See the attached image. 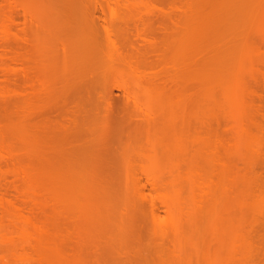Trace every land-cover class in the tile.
I'll return each instance as SVG.
<instances>
[{
  "label": "rangeland",
  "instance_id": "obj_1",
  "mask_svg": "<svg viewBox=\"0 0 264 264\" xmlns=\"http://www.w3.org/2000/svg\"><path fill=\"white\" fill-rule=\"evenodd\" d=\"M37 1L0 0V37H6L10 41L11 47L14 50L18 49L16 51L19 55L24 53L15 61L7 58L0 60V68L4 70L6 76L10 79L9 83L0 80V137L3 139V143L0 146V217L2 213H5L2 211H7L9 216H11V218L2 219L1 222L3 221V224L0 223L2 225V227L0 226V257H3V260L5 258L4 261L0 258L3 261L0 260V264H145L137 257L139 255H151V262L147 264H206L207 239L209 238L207 219H243L241 227L246 238L255 235L256 231V233L261 234L264 230V224L259 226L252 224L250 220L256 218L257 221L261 220L263 222L262 219H264V203L261 209L263 213H258L257 211L255 213L253 211L255 209H252L253 205H251L252 202L256 201L255 199L263 198L264 200V30L263 32L258 30L257 22L252 24L253 26L246 34L247 41L251 47L245 56L242 57L239 50L231 49L228 52H218L213 60L216 64L217 74L221 79L232 70V73L238 77L235 84L239 101L237 100L234 105V112L228 113L226 110L222 112L219 109H214V111L204 114L202 109L198 107H203L200 95L206 80L209 78L208 71H205L207 70L206 63H208V59L210 60L211 56L203 49V52L200 51L201 42H203L201 38L204 40L205 38H210L211 42V38L214 39L217 32H205L207 26L204 24V18L199 16H202L203 11L210 9L230 10L233 4L227 1L222 2L221 0H129L127 4L122 5L114 12L117 22L119 24L125 22L123 25L129 27L132 32L134 25L139 26L142 21L159 18L162 10L169 12L170 18L174 22L173 27L175 28H171L175 30V38L173 37L174 45L172 44L167 55L170 59V64L167 65V75L169 77L175 74L176 76L178 75V78L176 77L180 81H177V84L180 83L178 84V89H184L183 92H186L183 93L185 94L184 98L187 97L188 91L192 89L195 132H198L201 136L207 133L206 136L211 141L205 146V150L202 149L204 146L194 150L197 149V146H194L193 148L191 147L193 151H190L192 153L197 151L195 152L196 160L194 165L196 169H200L198 170L199 175L202 173L199 176V181L203 183H200V187L204 188L203 185L206 179L212 178L213 180L210 179L212 183L220 181L219 172L222 171V166L219 160L221 159L224 160L227 166L225 173L227 176H224L223 183L226 186H231L230 180L236 177V182L231 186L235 190L233 189L234 191L226 193L224 202L221 201V194L218 193L216 199L217 196L220 199L218 202V199L216 200V215L207 216L208 213L204 208L210 204L208 203L210 200L208 198L209 195L206 194L207 198L204 197L205 191L202 190V187L200 189L196 188L197 191L195 190L194 187L196 185L193 180H191L192 182L190 181L192 179L191 176L190 178L188 176L187 164L181 163V169L179 168L176 173V157L172 154L174 150L171 145L168 147L169 150L165 156L155 158L153 153L155 152L154 154L157 156L159 149L156 151L154 149L155 146L148 142L144 135H137L131 139L120 136L109 141L115 152H124L125 157H128V163L125 162L126 160L121 163L118 162V167L115 164L116 168L114 170H112L113 168L111 169L113 171L110 173L111 175L109 172L106 173L107 176L110 175L109 180L112 179L111 181L114 180L116 183L109 181L108 185L115 184V186L114 184L112 185L113 188L109 189L114 191V187H116L114 193L112 190L111 192L115 199L119 198L120 203H117L114 198L112 199L110 191V196L107 194L109 189L107 188L108 190H106L104 187L107 183L103 179L102 181L100 180L103 176L98 178L96 170V172L94 170L88 171L85 165L87 162L80 161L81 158L78 155L74 156L73 153L67 152L71 148L69 144L62 143L61 140L54 137L53 132V136L51 135V131L48 129L49 125L46 126V123L51 121L52 119L50 118H53L58 112L57 109L60 104L58 91L60 88L68 89V91L72 90L73 83H75L72 76L77 68L75 66L77 56H75L73 46L63 54L59 41H61V38L62 40L64 38H70L72 41L76 40L79 37V34H77L78 23L87 24L97 17L103 19V15L93 13V6L91 5H86L84 8L79 7L77 4H74L76 7L73 4L57 5L56 1L52 3L53 1L50 2L51 0H41L43 3L39 1L40 4ZM251 2V0H246V6H244L247 10L251 6V8L261 12L260 20L264 28V0H256L255 4H250ZM69 5L74 7H69ZM189 6L193 7V11H195L194 22L189 20L187 14ZM23 12L27 16H24ZM8 13L12 14L13 22H2V16ZM227 21L230 22V27L222 33L221 37L223 41L229 43L230 40L236 41L238 39L239 28L236 26L238 21L233 17H227ZM58 22H60L59 25L56 24ZM61 22L63 29L59 27ZM99 23L102 24V21H99ZM231 23H233L232 27ZM190 24L193 25L194 32H196L194 34V45L196 47L193 46V64L195 63L194 65L197 66V69L194 68L197 71H194L192 85L187 82L186 63L189 50V29L192 27ZM204 28L206 30L202 32ZM93 34L99 45V50L94 55V60H108L107 56L109 58L111 55L108 51L109 47L106 46L107 43H104L105 32L100 26L94 25ZM59 35L60 39H58ZM22 38H24L27 45ZM207 41L209 40H206V43ZM141 43L140 39H135V44ZM230 43L232 44L233 42ZM231 44L226 43L228 46ZM112 59L114 60V57ZM112 62L119 63L118 60ZM121 64L118 66L120 71L106 77V86L111 91V97L114 99L122 97L123 93L118 89L119 85L121 87L124 84L137 89V82L140 80L123 67L124 64ZM24 75H29L27 78L32 81L27 80ZM87 77L89 75L85 76V78ZM181 78H183L182 84ZM21 80L24 81L22 82ZM30 83H33L31 85H34V87L30 86ZM6 84L8 86L12 85L9 88L13 90H6ZM179 85L183 87H179ZM29 86L32 87L30 90ZM21 89L20 93L13 92ZM136 91L138 93L136 104L139 108V113L145 115L146 112H151L148 109V104L149 101L153 100L150 98L154 96L152 95L150 98L148 96L147 98L142 91ZM185 115L187 120L188 114ZM243 130H246L247 134ZM249 131H252V133ZM250 134L257 138L254 141L257 144L253 145L254 142H251V145L246 144L245 146L242 143L244 146L241 147L239 144L238 148L236 146L238 139ZM185 136L184 138H187L186 133ZM215 139L217 142L218 139L221 142L219 141L216 144ZM208 145L210 146L209 148ZM211 147H214V149ZM217 147L220 148L217 149ZM244 147H247V149ZM213 150L217 151L215 158L212 156ZM208 153H211L210 157ZM76 156L77 158H75ZM218 156H221L219 160ZM211 157L213 160L208 159ZM80 165H84L83 168ZM80 167L82 169L85 167V169L82 170ZM106 171H109V169ZM90 174L96 179H92L94 177L90 176ZM237 174H240V176ZM173 175L180 179L177 183L181 188L183 200L179 233H175L171 225L166 221V211L159 203V200H156L159 198L157 193H154V190L149 187L150 190H153L150 191L148 188L149 184L145 181L146 176L170 180ZM107 176H104L105 179ZM205 176L207 177L205 178ZM213 176H215V179ZM97 178L98 181H96ZM240 179L243 180L240 181ZM194 180L196 181V179ZM99 181L102 182L101 185H104L102 186L104 188L99 187ZM193 184L195 185L194 187ZM243 185L245 186L243 187ZM101 188L104 189L102 191L107 196L111 197L110 199H107L104 193L101 194L99 191ZM243 189L248 191L247 194ZM102 195L106 199L102 198ZM198 195L200 197L198 203L202 206L204 205V208L199 205L195 209L198 203L192 198L197 200L199 198ZM240 195L244 197L243 199H246L242 208L236 203L241 197ZM99 197L104 199V202L106 200L109 202L110 200L114 201V205L113 202L108 203V201V206L106 203V207L102 202L104 205L101 203L100 205L102 206L98 205L99 203L97 204V202H100ZM151 197L155 199L150 201ZM96 198L99 200L96 201ZM201 200L206 202L207 205ZM122 201L124 204L128 202H131L128 204H133L134 202L133 205H137L135 206L137 207V217L134 218L135 220L138 218L136 221L132 220L135 215L130 216L132 213L135 214L134 209V212L132 211L134 206L131 205V208L129 207L131 209L128 210L129 213L132 211L129 214L126 209L129 205L125 208L126 204L123 205ZM219 202L223 206V210L218 204ZM121 203L125 208L124 211L120 209L122 207V205L120 207ZM116 204L119 205L117 206ZM112 206L116 211H121L119 213L120 216L122 214L121 218L124 216L123 213L127 211L128 217L125 215L130 220V223L132 221L136 222L135 228H131V226H134L133 223L129 224V221L126 223L129 224L127 227L123 226L125 223L123 225L120 224L124 221L122 220L123 218H118L120 216L117 213L116 216L112 214L118 219L110 218V214L108 217L110 219H105L106 213ZM105 208H109L108 211ZM118 208L120 211L117 210ZM191 211H195L196 215H194L195 212L191 213ZM205 214L207 217L204 216ZM12 220L17 221L18 224L13 225ZM136 224L138 225V230L136 229ZM122 229L124 234H120ZM132 229L137 231L134 232ZM21 230L25 231L24 235L26 233L23 238L20 235L22 233ZM118 237H121V239H118ZM112 248L116 249V252ZM108 249L112 250V252ZM111 256L114 258H111ZM99 257L100 259H98ZM262 263L264 264V261Z\"/></svg>",
  "mask_w": 264,
  "mask_h": 264
},
{
  "label": "bare ground",
  "instance_id": "obj_2",
  "mask_svg": "<svg viewBox=\"0 0 264 264\" xmlns=\"http://www.w3.org/2000/svg\"><path fill=\"white\" fill-rule=\"evenodd\" d=\"M39 1L41 3H43V1H41V0H38L37 3ZM54 1H56L55 3H57V5H60V4L61 5L77 4V5H79V7H84V8L86 5H91V6H93L92 7L93 13L95 12V13H99V14L103 15V19L100 17H97V18H93L87 24L78 23L77 24V34H79V37L76 40L72 41L70 38H66V39L64 38L62 40L60 35L58 36L59 37L58 39L61 38V41H59L60 42L59 45L61 47L63 54H65L67 52V50H70V48L73 46L72 48H74V50H75V56H77L76 63H75L76 64L75 66H77V68L74 71L75 74L72 76V79L75 82V83H73L72 90L68 91V89L64 90L65 88H60L58 91L60 104H59L58 109H57L58 112L56 111L57 114H55L58 116L54 115V117H53L54 119L50 118L52 120L48 121V123H46L47 125L45 124L46 126L49 125L48 126L49 128L48 127L47 128L50 129L51 132L50 131H48V132H50L51 135L53 132V135H55L54 137L61 140L62 143H66L67 145L69 144L71 148L67 152L73 153L74 156L78 155L79 158H81L80 161L87 162L86 164L85 163L84 164L86 165V169L88 168L87 169L88 171L89 170L90 171L96 170L97 171L96 174H98V178H99V176L100 177L103 176L100 180L102 181V179H103L104 181H106L105 183H107V185L106 184H105L106 186L101 185L102 184L101 181H99L100 183H98V185H99V187L104 186L106 188V190H108L109 188H113L112 185L115 183L114 180L113 181H111L112 179L109 180L110 175H111L110 173L113 172V171H111V169L113 168L112 170H114V168H116L115 164L117 165L118 162L121 163L124 160H126L125 162L128 163V157L127 156L125 157L124 152L123 153L122 152L121 153L115 152L114 147L110 146L109 141H112L114 138L120 137V136L121 137L124 136L128 139H131L137 135H144L146 137L147 141L152 143L153 146H155L154 149H156V151H157V149L160 150V151L159 150L157 151V156H156V154H154L155 152L153 153L155 158H161V157L165 156V154L169 150L168 147L171 145L173 147V150H174L172 152V154L175 155V157H176L175 158L176 159V165H175L176 173H177L178 169L180 168L181 163H183L185 165L187 164L186 165V167L188 169L187 172H189L188 176H189V178H190V176L192 178V179H190V181L193 180L194 181L193 183L196 185V187H194L195 185L193 184V187L195 188V190H196V188L200 189L202 187V186L200 187V183L201 184H203V183L201 181H199V176L202 173L199 175L198 170H200V169H196V167L194 165V162L196 160V153L195 152H197V151H195L194 153H192L190 151H193L191 149L194 146L195 147L197 146V149H194V150H198V148H200V146H204V148H202V149L205 150V146L211 141L207 138V136H206L207 133L205 135L201 136L198 132L197 133L195 132V129H194L195 122H193L195 110L193 107L194 103H193L192 89H190V91H188L189 93L187 92L188 93V94H186L187 97L184 98L185 94H183V93H186V92H183L184 89L183 90L178 89V84H180V83L177 84V81L180 82L178 79H176V77L178 75L177 76H176V74L172 75V76H170L171 78L167 75V67H168L167 65L170 64V61H169L170 59L168 58L167 55H168L169 49L172 47V44L174 45L173 37L175 36V34H174L175 30L171 28V27H173L174 22L171 20L169 12H165L162 10V11H160L161 16L159 18L148 19L147 21H142L139 24V26L134 25L132 27L133 28V32H132L129 27H126L125 25H123L125 22H123V24H119L115 18V14H114V12L117 9H119V7L127 4L129 2V0H51L50 2L54 3ZM221 1L222 2L223 1L231 2L233 4V7L227 11H225V9H223V10H221V9H210V10H207L205 12L203 11L204 13L202 12V16L201 15L199 16V17L204 18V22H205L204 24H206V26H207L206 27L207 30H206V28H204V30L202 32H204L205 30H206L205 32H210V31L217 32L215 34V38L214 39L211 38L212 39L211 42H210V38H207V39L205 38V40L203 38H201V40H203V42L205 44L203 42H201L202 47H201L200 51L201 52L206 51L209 54V56H211L210 60L208 59V63H206L207 64V66H206L207 70L205 71V72L208 71L207 74H209L208 75L209 78H208V80H206L205 86L203 87V89L201 91V95H200V97L202 99L201 101L204 102V103L202 102L203 107L197 106L198 108L202 109V113H204V114L210 113L211 111H214V109H219L222 112L224 110H226L228 113H233L234 112V105L237 102V100L239 101V97H238L237 92H236V84H235V83H237L238 77L234 73H232L233 70L231 72H229V74H226L223 79H221L218 76L216 64L213 61L214 58L216 57V54L218 52H220V53L228 52V51H231V49H232V50H239L241 56L243 57L248 52V49L251 47L249 42L247 41L246 34L251 29V27L253 26L252 24L257 22L258 30H260L262 32L264 30L263 25L261 24V20H260L261 19V15H260L261 12L259 10H255V9L251 8V6H250L249 10H247L245 7L246 6V3H245L246 0H221ZM251 1L252 2L250 4H255L256 0H251ZM40 2L38 4H40ZM70 6H72V5H69V7ZM74 6H72V7H74ZM66 7H68V6H66ZM36 8H37V6H36ZM255 8H257V7H255ZM187 12H188L187 14H188L189 20L193 21V17L195 15V11H193V7L189 6V9ZM23 14H24V16H27V14L25 12H23ZM32 14H34V13H32ZM187 14H186V17H187ZM229 16L233 17L236 21H238L237 22L238 25H236L235 23H234V25H236L239 28L238 39L236 41L230 40V42H233L232 44L230 42L228 43L226 41H223V38L221 37L222 33L225 32L228 27H230V22L227 21V17H229ZM28 17L30 18L29 14H28ZM35 20H37V18H35ZM3 21H10V23H12L13 22L12 14L8 13L6 15H3L2 16V22ZM99 21H102V24H100V23L98 24ZM191 21H190V23H192ZM195 22H196V20H195ZM56 24L59 25L60 22H58ZM231 24H232L231 25V27H232L233 23H231ZM94 25L100 26L102 28V30L105 32L106 37H105L104 43L105 42L107 43L106 46L109 47L108 51L110 52L109 54L111 55V57H109V58L107 56L108 60H106V61L105 60H100V61L94 60V55L99 50L98 40L96 39L95 35L93 34ZM62 26H63V24L61 22V25L59 27L61 28ZM191 26H192L191 29H189V31H190V38L188 37L189 38V41H188L189 42L188 43L189 50L187 53V62L186 63H187V80H188L187 82L191 83V85H192V81H193V77H194V73H195L194 71H197L196 70L197 66L194 65L195 63L193 64V59H194L193 58V54H194V51H193L194 47L193 46L196 47V45H194L195 44L194 34L196 32H194L193 25H191ZM173 28H175V27H173ZM188 28H189V26H188ZM62 29H63V27H62ZM198 29L201 30L199 27H198ZM58 31L61 32L60 30H58ZM202 32H201V34H203ZM59 34H61V33H59ZM55 35H57V34H55ZM188 35H189V33H188ZM199 36L201 37V35H199ZM136 38L140 39L142 43L141 44H135ZM22 39H23V42L25 43L24 38H22ZM206 40H209V41H207V43H206ZM56 42H58V41H56ZM226 43L231 44V45H229L230 47L228 45H226ZM100 46L102 47V45H100ZM175 48H176V45H175ZM19 49H21V48H19ZM202 49H203V51H202ZM16 50L18 51V49H16ZM16 50H14L11 47L10 41L6 37H0V52H1L0 53V60L6 59V58L10 59L11 61L18 60V57H20V55H23L24 53L19 55ZM101 50H103V49H101ZM105 52H107V51H105ZM112 57H114V60H118L119 63L112 62V61H114L112 59ZM172 62H173V60H172ZM121 63L124 64L123 67H125L127 70H129L131 74L135 75L137 77V79H140V80H139V82H137V87H138L137 89H135L133 86H128V85L125 86L124 84L121 87L119 85L118 89H120L122 91V93H123L122 97L120 99H117V98L114 99L111 97L112 96L111 91L106 86L107 85L106 84V77L120 71V70H118V69H120L118 66H120L119 64H121ZM123 64H121V65H123ZM206 64H204V65H206ZM73 65H71V66H73ZM69 66H70V64H69ZM70 68H72V67H70ZM194 68H196V69L194 70ZM25 75H27V74H25ZM86 75H89V77L85 78ZM28 76H25V78L27 80H30L27 78ZM0 78H1L0 80H3L4 82L9 83L8 81L10 79L8 76H6V73L4 72V70L2 68H0ZM182 79L183 78H181V80ZM30 81H32V80H30ZM13 82H12V84H14ZM182 83H183V80L181 81V84ZM31 84H33V83H30V86H32ZM11 86L7 85L6 90L12 91L13 89L9 88ZM24 86H26V85H24ZM30 86H29V90H30V88L34 87V85L32 87H30ZM179 87H183V86L179 85ZM42 88L44 89V87H42ZM18 89H16V90H18ZM99 90H101V91H99ZM136 90H139L140 92L142 91L143 94H146L147 98H148V96H149V98L152 95L154 96V97L150 98L153 100L149 101V104H148V109L151 112H149V113L146 112L145 115H141L139 113L140 111H139V108L136 104V98L138 96V93ZM21 91H22V89L20 91L14 90L13 92L14 93H20ZM66 92H67V95H66ZM68 92H70V93L68 94ZM184 99H186V100H184ZM185 114H188L187 120L185 119L186 118ZM49 122H50V124H49ZM243 132H245V134H247L246 130L245 131L243 130ZM249 132L252 133V131H249ZM185 133L187 135V138H184V137H186ZM0 135H1V132H0ZM238 135H240V134H238ZM258 137H259V135H258ZM256 139L257 138L254 135L251 136V134H250V135H245V136L240 137L238 139V141L236 142V140H235V142H236V146H238L240 144L242 147V146H244V144H245V146H246V144L251 145L250 143L254 142ZM261 139H262V137H261ZM219 141L220 140L218 139V142ZM216 142H217V140H216ZM218 142L216 144H218ZM2 143H3V139L0 137V146ZM242 143H244V144L242 145ZM254 144H257V143L254 142L253 145ZM209 145H208V148L210 147ZM213 146H215V145H213ZM219 146H221V145L219 144ZM239 146H238V148H239ZM247 147L249 148L248 145H247ZM247 147H244V148L247 149ZM218 148H220V147H217V149ZM212 149H214V147ZM150 152H151V150H150ZM216 154H217V151L213 150L212 151L213 158L216 157ZM73 155H72V157L74 158ZM208 155L210 157L211 153H208ZM220 157L218 158V160L220 159ZM75 158H77V156ZM208 159H212V157L208 158ZM185 160L187 163L185 162ZM219 161L218 162L222 166V168H221L222 171L219 172L220 173V181H217L219 183L218 184H217V182L212 183L210 180L212 178H210V179H208V180L206 179V181H204V185H203L204 188L202 187L203 188L202 190L205 191L204 197L207 198L206 194L209 195L208 198L210 200H209V202L207 200V202L210 204L207 205L206 202L201 200L204 204L206 203V205H207V207L204 208L203 207L204 205L202 206L201 204L198 203V200H200L199 195H198L199 198L197 200L192 198V200H195L198 203V204L196 203L197 205H196L195 209H197V207L199 205H201L200 207H203L204 210L206 209V211L208 213L207 216L208 215H216L215 214L216 213L215 212V210H216L215 206H216V203L220 199V197L218 199V196H217L218 200L216 199V195L218 193L221 194V197H222L221 201L224 202V196H226V193H229L228 191L231 192V191L235 190V188H232L231 186L234 185V183L236 182V177H233L230 180V185L232 184L231 186H229V185L226 186L225 183H223V181H224V176H227L225 174L226 170H227V166H226L223 159H221ZM214 163H216V162L214 161ZM80 166H82V165H80ZM83 166H82V168H83ZM117 167H118V165H117ZM84 169H85V167H84ZM84 169H82V170H84ZM108 169H109V171H106ZM98 172L101 174H99ZM103 172H105L104 174L109 172L110 175H108V176H107V174L104 175ZM176 173H174V174H176ZM203 174H206V173H203ZM178 175H179V173H178ZM237 175L240 176V174H237ZM90 176H92V175L90 174ZM90 176H88V177H90ZM104 176L108 177V181H107V177L105 179ZM207 176H208V174H207ZM207 176H205V178ZM92 177H94V176H92ZM183 177H185V176H183ZM202 177H200V178H202ZM213 177L215 179V176H213ZM98 178L96 181H98ZM145 178H146V180H145L146 183L149 184L148 188L150 187L151 189L154 190V193L155 192L157 193V195H158L157 197H159V198H157L156 200H159V203L164 207V209L166 211L165 212L163 210L167 215L166 221H168V224L171 225V227L175 233H179L178 231H180L179 230L180 219H182V206H183V200L181 197V188H180L179 184L177 183L180 180L179 177H177L176 175H173V177L171 178L172 180L171 179L167 180L165 178L164 179H161V178L156 179V178H152V177H148V176H146ZM242 178H244V176H242ZM92 179H96V178L94 177ZM194 179H196V181ZM242 180L240 179V181H242ZM109 181L114 182V183H112L110 186V185H108L110 183ZM245 182H246V179H245ZM115 184H114V186H115ZM144 185H146V184H144ZM244 186L245 185H243V187ZM104 187H102V188H104ZM142 187H143V184H142ZM142 187H140V188H142ZM102 188H101V190L99 189L101 194L104 193V191H102L104 189H102ZM114 188H115L114 189V191H115L116 187H114ZM144 188H145V186H144ZM150 188H149V190H150ZM194 188H192V189H194ZM245 189H247V188L245 187ZM111 190L112 189H109L107 194L110 196V193H111L112 199L113 198L115 199L114 195H112L114 193V191L112 190L113 191V193H112ZM153 190H150V191H153ZM109 191H110V193H109ZM245 192L247 194L248 191L246 190ZM168 193H170V194H168ZM196 194H198V193H196ZM104 195L107 199L111 198V197L107 196L105 193H104ZM104 195H102V198H104L103 197ZM154 195H156V194H154ZM230 195H231V193H230ZM98 196H97V198H98ZM115 196H117V195H115ZM196 196H194V197H196ZM153 197H156V196H153ZM153 197H151L150 201L151 200L153 201L155 199V198L153 199ZM260 197H262V196H260ZM97 198H96V201H98L100 199V197H99V199H97ZM102 198L100 199V202L99 201L97 202V204L99 203L98 205H100V203L102 202L105 205L102 203L101 204L106 207V203L108 200H106V202H104L105 201L104 199H106V198H104V199H102ZM243 198L244 197L241 196L236 201L238 206L241 208L244 206L243 202H245V200H246ZM248 198H250V197H248ZM118 199H115L114 201L117 203L118 202L120 203V200H118ZM116 200H118V201H116ZM216 200H217V202H216ZM255 200L256 201L252 202L251 205H253L252 206L253 208L252 207L251 208L255 209V210H253V211H255V213H256V211L258 213H263L262 212L263 210H261L262 204L264 203L263 198H259V200H257V199H255ZM114 201L110 200L111 203L113 202V205H114ZM201 201H199V202L202 203ZM251 201H253V200L251 199ZM110 202L108 201V203H110ZM108 203H107V206H108ZM128 203H131V202H128ZM128 203H125L126 204L125 205L123 202V205H125V208H126V206L129 205L126 208L127 211L131 210V209H129V207L131 208V205H133L134 202H133V204H128ZM192 203H194V202H192ZM218 204L220 205V202ZM102 205H100V206H102ZM109 205H111V204H109ZM121 205H122V203L120 204V207H121ZM123 205L121 208L119 207L121 209V211H124V209H125L123 207ZM192 205H194V204H192ZM135 206H137V205H135ZM134 207L132 208V211L134 209L135 214H133L132 211H130L132 214L129 213V211H128V213L131 214L130 215L131 217H132V215H135V217L134 216L132 217V220L137 217V215H136L137 207H135V208ZM192 207H195V206H192ZM208 207L210 208V211H209ZM221 207L223 210V206H221ZM245 207H248V206H245ZM111 208L110 209L108 208L109 211H111V212H109L108 209L105 208V210L108 211L106 213V216L104 215L105 219L106 218L107 219L121 218L122 214L120 216L119 213H121V211L119 210V208L117 210H119L120 212L116 211V209H113V206ZM114 208H116V207L114 206ZM150 209H152V208H150ZM217 209H219V208H217ZM105 210H104V212H105ZM127 211H125L126 213H123L125 217L123 216L122 217L123 219L122 218L121 219L124 222H121L120 224L123 225L124 223L126 224L129 221V224L133 223V226H134L136 223L134 221H136L138 218L136 220L134 219V221L131 220L132 222L130 223V220H128V218H127L128 217ZM2 212H5V213H2ZM2 212H1L2 216L0 217V223L3 224V221L1 222V220L6 218V217L11 218V216H9V213L7 211H2ZM194 212L195 211H193V212L191 211V213H194ZM217 212H218V210H217ZM112 213L115 216L117 213V215H119L120 217L117 218ZM198 213H199V210H198ZM107 214H108V216H107ZM109 214H110V218H108ZM125 214L127 215V217ZM253 214H252V216H254ZM194 215H196V212ZM204 216H206V214ZM193 218L195 219L194 216H193ZM230 218H234V217H230ZM196 219H197V217H196ZM207 220H208V225L210 226V227L208 226V228L210 230V232L208 230V233L210 236L208 235L209 238L207 239L206 264H263L262 262L264 261V230L261 234L256 233L257 232L256 231L254 233L255 235H252V236L246 238L244 236V233L242 232V227H241L243 219H224V218L216 219L215 218V219H207ZM250 220H251L252 224H257L259 226H261V225L263 226V224H264V219H262L263 222L261 220H260L261 222L257 221L256 218L250 219ZM12 222H13L12 223L13 225L18 224L17 221L15 222L14 220H12ZM125 224L123 226H126V227L129 226V224H126V225ZM0 226L2 227L1 224H0ZM136 226H137L136 229L138 230V225L136 224ZM126 227H124V228H126ZM131 228H135V226L134 227L131 226ZM136 229H132V230L135 232V231H137ZM123 231L124 230L122 229L120 234L123 233ZM24 232L22 231V233L20 234L22 238L26 236V233L24 235ZM118 239H121V237H118ZM118 242H119V240H118ZM112 249L114 251L116 250L114 248H112ZM108 250L112 252V250H110V249H108ZM9 251H7V252L9 253ZM112 256H111V258H114ZM150 256L151 255H139L137 257H139V259L142 263L147 264V263L151 262L152 258ZM0 258L3 260V257H0ZM98 259H100V257ZM4 260H5V258H4Z\"/></svg>",
  "mask_w": 264,
  "mask_h": 264
}]
</instances>
